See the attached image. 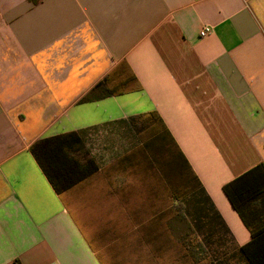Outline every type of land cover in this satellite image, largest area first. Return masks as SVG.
Wrapping results in <instances>:
<instances>
[{"label": "crops", "instance_id": "obj_1", "mask_svg": "<svg viewBox=\"0 0 264 264\" xmlns=\"http://www.w3.org/2000/svg\"><path fill=\"white\" fill-rule=\"evenodd\" d=\"M72 132L45 166L95 169L57 190L30 147ZM257 163L264 0H0V264H242L222 186Z\"/></svg>", "mask_w": 264, "mask_h": 264}, {"label": "trees", "instance_id": "obj_2", "mask_svg": "<svg viewBox=\"0 0 264 264\" xmlns=\"http://www.w3.org/2000/svg\"><path fill=\"white\" fill-rule=\"evenodd\" d=\"M151 115L156 118V122L161 126L159 130L161 135L155 139L168 143L167 164L169 166V179L184 180V192L186 195L195 190L198 185L199 187L201 186L198 178L157 113L154 112ZM156 125V123L153 124L154 127ZM71 135H75V132L38 140L30 147L52 185L57 190L68 188L95 169L93 161L89 158L86 162L87 171L74 174L65 180H60L58 176H53V171L51 172L45 166V160L41 155L44 145L48 144V147L50 146L54 150L64 142L65 136ZM222 190L250 233V240L246 244L239 246L232 256L242 264H264V164L257 163L242 172L225 183L222 186ZM170 195H176V188L170 189Z\"/></svg>", "mask_w": 264, "mask_h": 264}, {"label": "built area", "instance_id": "obj_3", "mask_svg": "<svg viewBox=\"0 0 264 264\" xmlns=\"http://www.w3.org/2000/svg\"><path fill=\"white\" fill-rule=\"evenodd\" d=\"M210 28L207 26H204L200 29L199 35L200 36H205L209 32Z\"/></svg>", "mask_w": 264, "mask_h": 264}, {"label": "rangeland", "instance_id": "obj_4", "mask_svg": "<svg viewBox=\"0 0 264 264\" xmlns=\"http://www.w3.org/2000/svg\"><path fill=\"white\" fill-rule=\"evenodd\" d=\"M153 222V221H152ZM149 228H153V229H156V221H154V224H152V226L150 225V227Z\"/></svg>", "mask_w": 264, "mask_h": 264}]
</instances>
